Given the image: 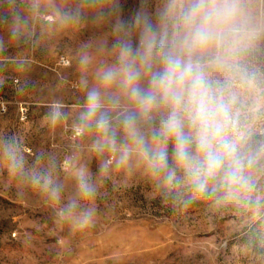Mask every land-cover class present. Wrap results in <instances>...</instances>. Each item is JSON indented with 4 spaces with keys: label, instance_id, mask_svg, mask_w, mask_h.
<instances>
[{
    "label": "clouds",
    "instance_id": "clouds-1",
    "mask_svg": "<svg viewBox=\"0 0 264 264\" xmlns=\"http://www.w3.org/2000/svg\"><path fill=\"white\" fill-rule=\"evenodd\" d=\"M113 0H27L29 17L52 15L62 26L104 20ZM13 36L17 33L13 32ZM113 39L96 37L77 58L81 93L72 113L60 100L48 106L53 127L72 116V129L97 160L98 174L142 172L174 200L208 201L259 213L257 175L264 173V0H157L154 13L117 21ZM13 170L25 160L12 144L0 145ZM69 161L75 195L58 208L71 230L90 227L98 185L86 164ZM31 183L62 201L50 172Z\"/></svg>",
    "mask_w": 264,
    "mask_h": 264
},
{
    "label": "rangeland",
    "instance_id": "rangeland-1",
    "mask_svg": "<svg viewBox=\"0 0 264 264\" xmlns=\"http://www.w3.org/2000/svg\"><path fill=\"white\" fill-rule=\"evenodd\" d=\"M62 2L67 9L79 4ZM156 5L113 0L102 22L90 14L62 26L52 15L29 17L27 0H0V145H14L25 160L20 173L0 158V264H264V209L180 202L139 171L101 177L96 158L77 151L72 116L56 127L44 120L52 101H62L71 114L80 98L74 82L81 48L100 36L111 42L117 21L130 24ZM77 155L98 185L94 222L81 231L57 214L75 195L68 164ZM35 171L54 176L61 202L31 183ZM256 195L264 196V173L257 175Z\"/></svg>",
    "mask_w": 264,
    "mask_h": 264
}]
</instances>
